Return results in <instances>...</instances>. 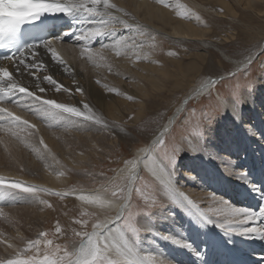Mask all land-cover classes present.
Segmentation results:
<instances>
[{
	"label": "bare ground",
	"instance_id": "6f19581e",
	"mask_svg": "<svg viewBox=\"0 0 264 264\" xmlns=\"http://www.w3.org/2000/svg\"><path fill=\"white\" fill-rule=\"evenodd\" d=\"M251 1L253 0H245V2ZM157 2L158 0H109L110 4H115L128 13L127 16H124L123 13H115L113 10V15L126 20L132 27L125 28L119 23L106 24L105 31L114 28L115 33L98 37L95 40L78 39L90 28L99 26L98 23H95L94 17L78 11L69 14L58 13L55 23H57V27L61 28L62 26L60 30H63V32L58 36L53 34L47 41L53 40V47L68 66L67 70L51 59L50 54L43 48V43L39 45L38 60L43 61L46 67L37 71L36 77L28 75L26 71L22 76L16 73V79L37 92L38 89H36L35 85L39 83L41 87L48 89L41 95L69 106L79 107L81 106L80 102H86L96 114L102 115L112 125L110 118L105 113L104 107L107 104V100L121 92V89H125L122 92H131L133 90L135 92L137 90L135 87L127 85L119 86L120 83L116 80L118 75L131 74L136 83L146 80L155 85V82L159 84L162 78H165L164 75L169 73L166 69V64H157V59L161 57H156L153 52L150 53L146 45L150 44L151 40L159 37H165L177 42L182 39L198 40L203 34L202 30H198L191 23H188L187 20L182 21L176 18L175 15H183L184 10L182 9L189 10L188 5H183L182 9L176 6L167 8L156 4ZM193 2L196 4L195 1ZM224 3L229 5L227 1H224ZM174 10L175 12H173ZM183 17L185 18L184 15ZM82 26V33H76V30ZM166 26H169L170 29H166ZM116 40H119L120 44L114 48L112 45ZM93 43H98V45L93 47ZM101 45H108V47L102 48ZM201 45L205 49L209 47L218 49V46L210 42V40H203ZM85 49H90L91 51H85ZM117 50L120 52L119 56L116 54ZM219 53L225 61L235 64L237 67L239 66L238 69L244 67L243 61L245 59L236 61L222 50ZM137 55L141 57L139 60H142V62L140 64L137 63V65L134 63L130 65V61H138ZM89 56L92 58L89 59ZM252 57L254 58L255 56ZM31 59L32 57L29 55L28 60L31 61ZM144 61L148 62L144 64ZM112 62H115L116 67H110ZM0 64L12 67V64L7 60L0 61ZM110 69L113 71L112 73L109 72L111 71ZM153 72L158 74L155 75ZM44 75H52L54 79L62 83L65 88L70 89V91L61 90L56 92L51 85L43 80ZM209 78L217 79V77ZM209 78L198 83L186 95L184 102L189 97L199 94L200 89L206 85ZM135 82L133 86L137 85ZM77 88L82 89V94L76 91ZM109 89L114 91H109ZM16 99L25 100V97L21 94ZM243 101L245 102L243 107L237 105L235 108L232 107L234 103L231 99L227 101L229 105L225 108L227 118L223 119L221 128L217 132H214V128L206 131L207 137L204 143L195 139L190 141L192 144L187 143L191 155L188 158V163H197V165H194L191 169H184L182 173L191 185L187 190L191 189L193 198L189 197V199L196 205L204 198L209 197L207 198L209 201L208 209L210 207H220L212 199L211 194L213 192L208 190V186L213 188V190L219 188L220 181L215 172H218L217 170L222 167L230 171L232 165L238 166L237 158L234 156L241 151L239 155L244 156V160L249 157L247 152L253 148L251 139L255 140L258 147L264 146V96L256 90L244 92ZM183 105L185 104H179L175 107L174 113L163 124H168L169 119L175 120ZM0 107L8 108L9 111L20 116L22 120H27L29 124L36 126L35 129L21 127L16 124H4L3 127H0L3 130V134L0 135V176L5 179L19 180L28 185H36L39 188H47L54 192L67 193L69 196L74 197L82 206L95 209L103 215V219H108L110 221L108 229L111 231L106 230L104 234L109 236L113 243L119 242L116 230L119 229L118 224L120 221L114 219V210L104 212L99 205L88 204L78 199L80 195L99 194L101 188H90L88 185L81 187L80 185L81 188L69 190L64 187L69 182V178L63 174H86L88 171L87 167H90L86 166L88 164L87 160L94 156L89 155L88 157L87 151L89 150L91 153L97 152L98 146L102 145L100 138L103 140L105 134L107 136L109 134L102 131V134L97 135L98 125L87 121L77 125V121L80 118L71 117L66 113L61 114L62 118L60 120L54 121L42 119L16 103H0ZM120 128L122 127L120 126ZM256 128L258 132H256ZM113 131L117 132V135L125 140L131 138V136H125L124 131L121 132L117 128ZM152 138L153 135L149 138L148 144ZM41 140L43 143H41ZM218 150L221 151L220 167L214 171L209 170L212 162L215 163L209 157H212ZM193 151L199 156H193L195 153ZM261 153L260 157L264 158L263 148ZM195 158L202 160L198 161L197 159L198 162H194L193 159ZM224 163H226L225 167L223 166ZM83 165L86 171H82ZM239 169L241 170V168ZM234 174L239 176V171H235ZM257 180L258 183L254 187H257V192H259L264 187V175L259 176ZM174 184L178 194L186 195L188 191L184 193V188H182L181 184L179 187L175 180ZM5 190L8 194L3 199L0 198V203H2L0 207L9 205L0 210V260L14 259L17 256L23 257L21 254L24 253L27 256H31L33 250L27 251V246L30 241H34L33 231L37 229L36 226L41 227L47 218L46 210H44L46 205L39 203V200H46L48 193L39 192L36 197H33L31 194L21 193L18 190L7 188ZM256 193L255 196L257 195ZM239 194L242 196V191ZM216 197L220 199V197ZM164 205H166L165 209L160 207L152 217L148 215L138 217V226L144 231L141 244H137L135 239L129 236L135 246L136 258L143 260L144 264H155L159 260L166 262V264H177L168 256L169 249L172 250L173 257L180 264H189L191 261L195 262L194 264H223L226 260L229 264H233L235 260H242L246 263L255 260L260 263L264 259L263 253L254 254L248 249L244 250V252L241 251L248 244L249 249L252 251L257 250L258 253L261 248H264V239L247 237L248 240L242 238L243 240H237L236 243L233 242L234 245L231 244L232 246L222 245L221 238L215 233H211L212 229L210 226H213V222L208 223V226L205 227L198 226V223H203V221L194 212L190 214L187 207L182 208L172 203H165ZM257 228H259L258 225ZM20 231L21 234H19ZM13 233L15 234L13 235ZM175 240L181 243H175ZM189 242L193 248L192 246H184V244L190 245ZM200 242H202L203 247L202 249H197L196 243L199 245ZM79 244L80 240L73 244L76 250H78ZM239 244H242V246L238 247ZM231 248H238V251L233 252ZM194 250L195 259L190 256V251L194 252ZM212 250H216L217 255H220L214 261L211 260L213 258H211V255L213 256ZM241 253L244 255L242 256ZM228 262L225 264H228Z\"/></svg>",
	"mask_w": 264,
	"mask_h": 264
},
{
	"label": "rangeland",
	"instance_id": "374dc122",
	"mask_svg": "<svg viewBox=\"0 0 264 264\" xmlns=\"http://www.w3.org/2000/svg\"><path fill=\"white\" fill-rule=\"evenodd\" d=\"M193 1H195L196 4ZM224 1H227L229 5H226ZM156 4L162 6L167 5L165 6L167 8H173L176 6L180 9H182L183 5H188L189 10L182 9L184 10L183 15L185 18L183 15H175L176 18L181 19L182 21L187 20L188 23H191L198 30H202L203 34L198 40L182 39L177 42H173L165 37H159L151 40L150 44L146 45V47H148L147 49L150 50V53L153 52L156 57H161L160 59H157V64H166V69L169 72L167 75H164L165 78H162L159 84L154 81L155 85H152L151 82L149 83L146 80H144V82L141 81V83H136V80H133L134 78H132L131 74L116 76L118 78L116 80L120 83L119 86L127 85L129 87H135L137 90H135V92L134 90L131 92H122L125 89H121L120 91L122 93L119 92L115 94L113 98L107 100V104L104 107L106 111H104L110 118L111 124L120 125L123 128L125 136H131V138L125 140L119 137L117 132L113 131L115 128L105 130L98 125V131H96L97 135L102 134V131L109 135L107 136L105 134L103 140L100 138L102 145H97V152L91 153V151H87L88 157L89 155L94 156L91 157L90 160H87L88 164L86 166L90 167H87L88 171L86 174H63L65 177L69 178V182L64 185L66 189H78L80 185L81 187L88 185L90 188H101L102 185L108 183L109 178L116 179L117 174L115 170L124 167L123 161L133 159L140 147H146L149 138L156 130H158L159 126L162 125L172 113H174L173 110L175 107L179 104H183L186 95L195 88L198 83L209 77H217L216 80L219 82L218 90L221 97H227L233 91L238 90L237 86L241 89L240 95L242 101L244 92H253L256 90L259 94L264 96V0H253L251 2H245V0H164V4L159 2ZM173 12H175V10ZM82 28L83 26L80 27V29H77L76 33H82ZM166 29L169 30V26H166ZM62 32L63 30H61L57 36L61 35ZM203 40H210V42H213L218 46V49L213 47L206 49L203 48L201 45ZM96 45H98V43L94 44L93 47ZM221 50L236 61L246 59L249 55L255 56L253 58L254 63L248 71H244V67L238 69L239 66L237 67L235 64L227 62L222 58L219 53ZM169 53H174V55H169ZM133 61L134 60L130 61L129 64L133 65L134 63L137 65V63L140 64L142 62V60ZM146 62L144 61V64H146ZM110 67H116L115 62L110 63ZM109 72L112 73L113 71L111 70ZM232 73H235L234 77L231 76ZM154 74L156 75L158 73L155 72ZM249 81H254L252 88H243ZM134 82L137 84L136 86H133ZM215 92L216 89L213 90L214 95ZM129 97L132 99H129ZM230 99L234 103L231 97H229L227 101ZM206 102V99H201L200 93L189 97L184 103L185 105H183L177 114L176 119L186 118L189 125L194 126L199 122L201 117L200 107ZM244 103L245 102L243 101L239 105L243 107ZM226 116V111L224 109L214 117L212 124L206 128L202 137H190L185 141V144L191 143L190 141H192V139L197 141L200 140V142L204 143L207 137L206 131L214 128V132H217V130L221 128L223 119L227 118ZM2 131L3 130L0 129V135L3 134ZM256 132H258V129ZM251 143H253L254 146L252 145L253 148L247 152L249 157L244 160V156L239 155L242 151L237 154L238 156H234L237 158L236 161L238 162V166L232 165L230 167L231 172L229 169H224L223 167L221 169L219 168L221 149L218 150V152H215L212 157H209L215 161V163L212 162L209 170L214 171L219 168V170H217L218 172L215 173H217L220 185L216 190H213V188L208 186V190L213 192L215 196L220 197V199L228 201L236 208L259 212V209L264 207V187H262L261 191L257 192V187L254 186L258 183L257 178L264 175V158L260 157L262 155L261 150L262 148L264 149V146L261 148L258 147V144H256L254 139H251ZM189 150L188 146L181 150L175 164V175L173 177L175 182H177V185L180 187L181 184L182 188H184V193L188 191L186 192L188 198L192 197L191 189L187 190L191 185L187 182L188 179L184 177L182 172L184 169H191L194 165H197V163H188V158L191 156ZM193 156L199 155L195 152ZM197 159L198 161L202 160L200 158H195L193 161L198 162ZM232 161H234V159H232ZM225 165L226 163H224L223 166L225 167ZM82 167V171H86L85 166L83 165ZM239 168H241L242 171ZM237 170L239 173H246L243 177L244 179L234 174ZM237 180H240L241 182ZM6 181L12 182L16 180L6 179ZM142 182L146 183V181ZM241 191L242 196L239 194ZM51 193L56 192L51 190ZM255 193L257 194L256 196ZM207 198L209 197L198 202V206L204 211H208L207 207L209 206V201ZM46 201L51 204V207L46 205L44 209L46 210V212H44L46 213L47 218L41 227L36 226L37 229L33 231V237L35 236L34 240H37L38 238L43 241L45 238L40 236L43 231V233H47L46 239L53 241L51 245H45L43 242L41 243L40 249L42 253L49 252L53 253L55 256L63 255L65 250L68 252L76 251L73 244L79 240L81 241L82 237L76 236L75 232H90L92 230V222L96 217H99L101 220L103 219L101 213L95 209L82 206L74 197L69 196L67 193L64 196H56L48 193ZM1 205L2 203H0V206ZM8 205L9 204L4 207ZM165 206L166 205L161 208H164ZM4 207H0V210ZM158 209L159 208L153 209L150 213L141 214L139 216L145 217L148 215L152 217ZM85 213H90L91 215H84ZM209 214L211 215L212 213ZM138 217L136 222H138ZM210 218L213 221V226H210L212 229L211 233H215L221 238L222 245H234L237 240H243L242 238L248 240L247 237L249 236L238 235L235 233L229 234L217 226L218 224H228L232 221L229 220V222L228 220H224L221 216H212ZM77 219L87 220L88 223L86 225L76 224L74 221ZM57 223H59L62 229V234H57L55 232ZM121 223L122 222L120 221L118 224L119 228L121 227ZM198 224V226H208V223L205 222H199ZM257 225L259 228H262L264 226V221H257L254 225L249 224L247 226L257 227ZM143 232L144 231L140 233L138 239H135L137 244H141L143 237L142 234H144ZM14 234L15 233H13V235ZM19 234H21V231ZM201 244L202 242H200L199 245L196 243V248L202 249L203 244ZM57 245H59L61 249L58 254L53 251ZM190 246H192L191 243ZM241 246L242 244H239L238 247ZM247 249L254 254H264V248H261L257 253V250L252 251L249 249L248 244L244 246V249H241V251L244 252V250ZM231 250L235 252L238 251V248H231ZM171 251V249L168 250V256L173 259L175 263L180 264L178 260L173 257V252ZM190 252L191 258L193 257L195 259V250L194 252ZM212 253V261L220 257V255H217L216 250H212ZM35 254L36 253L33 250L31 255ZM241 254L242 256L244 255L243 253ZM21 255L24 257L26 253ZM19 257L23 258L21 256ZM226 262L227 260L224 261L223 264ZM191 263L194 264L195 262H189V264ZM252 264H257V262L253 260Z\"/></svg>",
	"mask_w": 264,
	"mask_h": 264
},
{
	"label": "snow or ice",
	"instance_id": "6c2138e0",
	"mask_svg": "<svg viewBox=\"0 0 264 264\" xmlns=\"http://www.w3.org/2000/svg\"><path fill=\"white\" fill-rule=\"evenodd\" d=\"M158 2L164 4V0H158ZM113 10L115 13L128 15L115 4H110L109 0H4L3 15H0V36L14 34L20 25L35 20L42 14L58 12L69 14L78 11L95 18V23H98L99 26L90 28L78 37L79 40H95L104 35H113L115 33L114 28L105 31V25L109 23H119L125 28L132 27L126 20L114 16ZM118 44L120 41L116 40L112 46L115 48ZM39 47V45H29L22 49L18 55L6 57L5 60L12 64L11 68L0 64V103H16L45 120L58 121L62 118L61 114L66 113L71 117L80 118L77 125L87 121L99 125L105 130L117 128L123 132L119 125H110L102 115L96 114L86 102H80L81 106L79 107L69 106L41 95L48 89L41 87L39 83L35 85L38 89L37 92L18 82L16 73L22 76L27 71L28 75L36 77L37 71L46 67L43 61L38 60ZM101 47H108V45H101ZM43 48L50 54L54 62L67 70L68 66L53 47V40L46 41ZM85 51L91 50L85 49ZM116 54L120 55L119 50L116 51ZM29 55L32 57L31 61L28 60ZM169 55H174V53H169ZM88 58L91 59L92 57L89 56ZM136 58L141 59L139 55ZM253 63V57L247 56L243 61L244 71H248ZM231 76L234 77L235 73H232ZM43 80L51 85L56 92L70 91L52 75H44ZM253 83L254 81H249L243 88L251 89ZM237 87L238 90L233 91L229 96L221 97L218 90L219 82L215 78H209L206 85L200 89L201 99H206L207 102L200 107L201 117L198 123L190 126L186 118L169 119L168 124L160 125L159 129L153 133V138L146 147L138 149L133 159L123 161L124 167L115 170L116 179L109 178L108 183L101 186L99 194L80 195L78 197L88 204L99 205L104 212L114 210V219L122 222L121 227L116 230L119 242L113 243L109 236L104 234L106 230L111 231L108 229L110 221L96 217L92 222L90 232H75L76 236L82 237L76 251L68 252L65 250L63 255L55 256L49 252L42 253L40 249L42 242L45 245L53 243L52 240L46 239L47 233L42 232L40 236L45 238L43 241L42 239L30 241L27 246V251L34 250L35 255L0 260V264H144L143 260L136 258L135 246L129 236L138 239L143 231L136 222L139 215L148 214L153 209L163 207L165 203H172L182 208L187 207L190 214L194 212L206 223L213 222L210 219L212 216H223L224 220L232 221L228 224L217 225L226 233L264 239V228L247 226L257 221H264V207H261L259 212H252L236 208L228 201L217 199L214 194H211L213 201L220 207H210L208 211H204L194 204L187 195L176 192L173 179L177 158L181 150L188 146L185 141L190 137H202L206 128L212 124L214 117L229 106L227 103L229 97L234 101L232 105L234 108L243 102L240 95L241 89L239 86ZM214 89H216L215 95L213 94ZM76 91L82 94V89L77 88ZM109 91L114 90L109 89ZM21 94L25 100L16 99ZM129 99L132 98L129 97ZM4 124H16L31 129L36 127L34 124H29L27 120H22L20 116L15 115L8 108L0 107V127H3ZM41 143H43L42 140ZM45 147L47 146L45 145ZM245 175L246 173H239L241 178ZM142 181H146V183ZM5 188L31 194L33 197H36L39 192L56 196L66 195V193L60 192L51 193L50 189L28 185L19 180L7 182L4 177L0 176V198L8 194ZM39 203L51 207V204L46 200H39ZM84 215L91 214L85 213ZM74 222L80 225L88 223L87 220L83 219H77ZM55 232L62 234L59 223L55 227ZM174 242L181 243L178 240ZM184 246L190 247L187 244ZM53 251L56 254L60 253V246L57 245ZM155 264H166V262L159 260Z\"/></svg>",
	"mask_w": 264,
	"mask_h": 264
},
{
	"label": "water",
	"instance_id": "95a60500",
	"mask_svg": "<svg viewBox=\"0 0 264 264\" xmlns=\"http://www.w3.org/2000/svg\"><path fill=\"white\" fill-rule=\"evenodd\" d=\"M185 102H186V101H185ZM185 102H184V103H185ZM184 103H183V104H184Z\"/></svg>",
	"mask_w": 264,
	"mask_h": 264
}]
</instances>
